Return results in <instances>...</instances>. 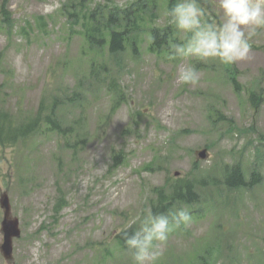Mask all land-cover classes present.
Returning a JSON list of instances; mask_svg holds the SVG:
<instances>
[{
  "label": "rangeland",
  "instance_id": "1",
  "mask_svg": "<svg viewBox=\"0 0 264 264\" xmlns=\"http://www.w3.org/2000/svg\"><path fill=\"white\" fill-rule=\"evenodd\" d=\"M135 1L108 0L119 8ZM64 2L0 0L8 12V21L0 15V98L14 114L34 112L46 88H74L87 70L93 55L83 54L84 25L71 22ZM167 2L156 0L151 16L144 14L137 52L101 53L118 80L117 94L94 86L82 104L67 108L65 120L86 118L81 146L73 151L49 133L4 148L0 161L8 148L12 153L0 196L7 194L21 233L10 258L0 251V264H132L114 236L146 215L155 187L219 176L223 164L236 163L247 179L259 172V181L232 189L207 180L198 202L175 205L172 213L188 209L192 220L169 234L157 264H264V29L251 40L250 58L233 65L168 59V50L148 47V28L170 24ZM204 8L222 20L214 0ZM183 38L177 31L176 42ZM186 62L200 79L178 86L175 76ZM250 92L260 96L258 106ZM203 148L208 155L199 158ZM2 217L0 206V244Z\"/></svg>",
  "mask_w": 264,
  "mask_h": 264
},
{
  "label": "trees",
  "instance_id": "2",
  "mask_svg": "<svg viewBox=\"0 0 264 264\" xmlns=\"http://www.w3.org/2000/svg\"><path fill=\"white\" fill-rule=\"evenodd\" d=\"M177 1L168 0L169 9ZM199 2L202 7L206 6V0H199ZM155 5L156 0H136L130 6L119 8L109 5L108 0H103L90 8L87 0H66L62 4V9L66 10L70 19H73L71 22L84 25L82 35L88 50L83 51V54L86 56L92 52L93 56L86 59L87 70L82 76L76 78L74 88H66V90L46 88L34 112L14 114L3 108L0 98V159L4 148L20 146L42 134L58 135L59 141L63 140L62 145L70 146L73 151L75 146H81L86 139V134H84L86 118L65 120L67 108L82 104L86 94L94 86L117 94L118 80L114 77L112 68L102 58L101 53L104 56L115 57L127 51L128 47L132 48L133 52H137L136 36L144 30V14L148 13L151 16ZM4 7V4L0 6V15L2 19L8 21V12ZM148 31L149 37H155L154 43L150 44L148 40V47L151 51L168 50L169 41H177L178 30L171 24L164 27H150ZM229 77L235 89H238L235 78L231 75ZM2 85H0V90H2ZM250 97L253 105L258 106L260 96L255 92H250ZM119 98L117 97L114 101L112 111L116 109ZM221 117L225 119L223 115L218 114V118ZM259 178V172L253 170L247 179L238 163L223 164L219 176L209 174L199 179L196 176H188L170 181L164 186L155 187L152 190L154 198L150 202V207L153 213L169 215L177 204L198 202V188L203 187L207 180L210 185L220 182L224 187L234 189L252 186L259 181ZM59 201L62 199L60 198ZM132 230H135L134 226L128 231ZM113 243L115 248H127L123 237L118 232L114 236ZM108 250L106 248V251Z\"/></svg>",
  "mask_w": 264,
  "mask_h": 264
},
{
  "label": "clouds",
  "instance_id": "3",
  "mask_svg": "<svg viewBox=\"0 0 264 264\" xmlns=\"http://www.w3.org/2000/svg\"><path fill=\"white\" fill-rule=\"evenodd\" d=\"M222 20H216L201 6L199 0H178L166 9L169 23L184 33L180 42L169 41L168 59L184 61L218 60L224 65H233L250 58L251 40L257 31L264 29V0H214ZM155 37H149L154 43ZM200 79L195 64L184 63L177 71L175 81L178 86L194 85ZM0 161V174H6L11 161L12 149ZM4 190L0 183V192ZM192 220L190 211L177 209L170 215L153 213L133 217L117 232L123 237L132 264H157L163 256V248L169 234L181 226L187 227ZM139 227L129 232L133 225Z\"/></svg>",
  "mask_w": 264,
  "mask_h": 264
},
{
  "label": "water",
  "instance_id": "4",
  "mask_svg": "<svg viewBox=\"0 0 264 264\" xmlns=\"http://www.w3.org/2000/svg\"><path fill=\"white\" fill-rule=\"evenodd\" d=\"M199 158L207 157L208 153L205 148L196 151ZM0 206L3 209V217L1 220V232L3 235L0 244V251L4 258H10L12 255L13 239L20 236L21 230L19 227V219L12 217L10 212V205L6 193L0 196Z\"/></svg>",
  "mask_w": 264,
  "mask_h": 264
}]
</instances>
